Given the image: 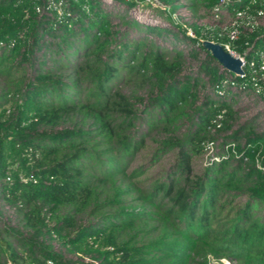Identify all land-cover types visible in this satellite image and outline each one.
Segmentation results:
<instances>
[{
	"label": "trees",
	"instance_id": "16d2710c",
	"mask_svg": "<svg viewBox=\"0 0 264 264\" xmlns=\"http://www.w3.org/2000/svg\"><path fill=\"white\" fill-rule=\"evenodd\" d=\"M173 28L103 0H0V200L25 231L0 227V264H264V124L235 106L264 103V28L234 41L242 75Z\"/></svg>",
	"mask_w": 264,
	"mask_h": 264
},
{
	"label": "built area",
	"instance_id": "2783aa9c",
	"mask_svg": "<svg viewBox=\"0 0 264 264\" xmlns=\"http://www.w3.org/2000/svg\"><path fill=\"white\" fill-rule=\"evenodd\" d=\"M108 3L109 6H115L121 11H126L127 13L138 18L141 11L138 10H151L148 7H141L143 3H148L150 6H160L163 9H169V3L166 1L158 2V0H132V2L127 5L126 2L131 0H103ZM188 6L182 5L183 8ZM204 11L205 17H209L211 21H201L200 17L196 18L194 25L197 27H203L204 32L209 31L210 35L216 34L222 37L218 41L209 39L214 42H218L226 51H228L232 56H236L241 61V68L244 63V52H239L234 45V41L238 38L241 33L246 31H252L255 28H264V0H216L211 5L205 7ZM185 10V9H184ZM189 10L183 11V14H188ZM140 19V18H138ZM142 20V19H140ZM149 22L147 20H142ZM185 34L188 37H195V28L188 25L184 29ZM200 35V34H199ZM201 36V35H200ZM200 41L203 39L197 37ZM202 43V42H201ZM258 61L256 72L251 76L252 82L254 84V89L258 90L264 87V42L257 50ZM221 68H225L219 63ZM226 69V68H225ZM229 70V69H228ZM232 72V71H231ZM234 73V72H233ZM242 75L243 70L240 73H235ZM211 149V144L208 145ZM208 264H231V259L225 256H214L207 254ZM44 264H52L51 259H46Z\"/></svg>",
	"mask_w": 264,
	"mask_h": 264
},
{
	"label": "rangeland",
	"instance_id": "374dc122",
	"mask_svg": "<svg viewBox=\"0 0 264 264\" xmlns=\"http://www.w3.org/2000/svg\"><path fill=\"white\" fill-rule=\"evenodd\" d=\"M159 1L167 2L168 0H158V2ZM173 1L174 3L172 5L169 4V9H163L162 7L158 5L150 6L148 3L145 2L143 3L141 7H148V8H151L153 11L143 10V9L138 10V11H141L138 15V18L142 20H147L154 24H165L169 27L171 26V30L172 29L175 30L173 28L174 25H177V27H181L183 30L185 29L186 26L191 25L192 27L198 28L199 30V32L196 33V36L193 38L197 40L198 39L197 37L199 38L202 37L201 39H203V37L205 36V32L202 27L203 25L201 27H197L196 25H194L193 21H195V19L199 17L202 22L205 21V24L207 23V21L208 22L211 21L209 17H205L204 15L206 6L201 4L200 2L201 0H173ZM182 3L184 5L186 4V6L188 7L183 8L182 10ZM188 3H192V5H188ZM176 4H179V5L176 6ZM184 9L189 10V13L184 15L183 14V11H185ZM111 18H112L111 23L113 27H117L119 30L125 29L123 24L122 25L119 24V19L117 17L114 16ZM126 30H127L128 37H135V36L143 34V31L135 29V28H130V26H127ZM199 34L202 36H200ZM176 35L171 34L170 31H166V32L162 31L159 33H156L154 31L149 34V37L153 38L157 42L162 43L163 45H166L167 47L174 46V45L177 47L181 46L183 47L184 53L187 54L189 47L192 46L193 43H191V41H189L187 37L183 36L181 32H177ZM195 42L196 41H194V45L196 44ZM202 54H203V51L201 50L199 52V57ZM197 62H198L197 59H192L186 56L184 65H183V72L193 71L196 68ZM198 91L200 95L203 91L201 86L198 88ZM6 105H9V103H7ZM235 106H237L240 109L239 119H244L248 117L250 114L257 113V111H259L261 114L255 118V123L258 125V127L264 124V110H262V108L264 107V103L259 100L254 102V96L251 93H247L243 91L238 97L237 102L235 103ZM211 153H212V148L210 149L208 147L207 151L204 154L205 158L209 157ZM195 165L199 168L198 166L199 163L197 160H196ZM154 167L155 168L153 170H157L158 167L157 166H154ZM7 225L18 227L20 230H22L23 233H25L23 228H21L18 223L17 215L14 212V209L8 204H6L4 201L0 200V227L7 226ZM49 241L52 244L53 249L58 250L60 253H62V255L66 257H71L76 260H89L90 259L88 256L81 257L75 253L67 251L63 246H61L58 243L56 239H51ZM207 254L210 255V253H207ZM231 264H237V262L231 259Z\"/></svg>",
	"mask_w": 264,
	"mask_h": 264
},
{
	"label": "water",
	"instance_id": "95a60500",
	"mask_svg": "<svg viewBox=\"0 0 264 264\" xmlns=\"http://www.w3.org/2000/svg\"><path fill=\"white\" fill-rule=\"evenodd\" d=\"M202 44L211 52L216 60L223 65L226 69L234 73L242 72L241 61L238 57L232 56L226 51L218 42L204 39Z\"/></svg>",
	"mask_w": 264,
	"mask_h": 264
}]
</instances>
